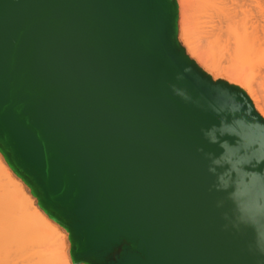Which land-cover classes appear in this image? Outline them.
<instances>
[{
  "label": "water",
  "instance_id": "95a60500",
  "mask_svg": "<svg viewBox=\"0 0 264 264\" xmlns=\"http://www.w3.org/2000/svg\"><path fill=\"white\" fill-rule=\"evenodd\" d=\"M176 20L172 0H0V149L77 262L264 264V120Z\"/></svg>",
  "mask_w": 264,
  "mask_h": 264
},
{
  "label": "bare ground",
  "instance_id": "6f19581e",
  "mask_svg": "<svg viewBox=\"0 0 264 264\" xmlns=\"http://www.w3.org/2000/svg\"><path fill=\"white\" fill-rule=\"evenodd\" d=\"M177 1L180 7L181 41H184L189 53L193 56L203 61L205 59L204 56L208 55L207 53L204 55L203 52L201 53L200 50H197L200 48L195 45L198 39L209 40V44L214 42L213 46L216 43H222L224 41V43L221 44L222 48H224L226 44V47L232 45L234 49L231 48V51L234 50L233 55L235 56L236 54V57L237 55L244 57L243 55L246 54L248 56L250 52H257V45L258 43L261 45L262 42V40H260L259 30L262 28L263 33V18L261 19L262 16L260 17L261 11L259 13L260 15L257 14L256 17L257 12L255 13L254 11L253 13L251 11V6L254 7V4L258 6L260 4L259 0H229L232 2H230V4L227 0ZM230 5L232 9H230ZM247 9H249V12H252V14H250ZM253 9L254 8H252V10ZM248 14H250L249 17H247ZM244 16L249 20L247 21ZM251 16L254 17L253 20ZM242 18L244 22H242ZM258 18L261 19L262 22ZM246 21L249 22L250 26ZM218 47L215 51L218 52V54H222V49ZM254 47H256L257 50H255ZM260 47L261 46H259V48ZM204 48L206 47L204 46ZM219 49L221 52H219ZM229 49H227L228 52ZM216 52L214 53L217 54ZM225 53L227 54V52ZM233 55H231L233 58L229 56V63L231 58L236 59ZM241 57H238L239 61ZM247 60L245 59L244 64H247ZM251 60L253 59L249 60L250 63H253ZM205 62L203 61V64ZM248 65L249 64H247V66ZM232 68L234 74L236 73L235 75H237L239 72L236 69L239 68L236 66ZM233 72H227L232 75V80ZM261 118L264 120V115H261ZM27 210L28 205L25 196L19 190L17 182L12 174L8 172L5 165L0 160V261L6 264H70L66 252L60 249L58 250V248L55 247V241H53L50 235V227L39 217V212L35 209L32 214L29 211V214ZM11 258L13 259L9 260Z\"/></svg>",
  "mask_w": 264,
  "mask_h": 264
},
{
  "label": "rangeland",
  "instance_id": "374dc122",
  "mask_svg": "<svg viewBox=\"0 0 264 264\" xmlns=\"http://www.w3.org/2000/svg\"><path fill=\"white\" fill-rule=\"evenodd\" d=\"M172 1L176 5V12H177V20H176L177 44H178L179 48L184 52L185 56L192 63H194V65L199 69V71H201L211 81H213L215 83H223V84H225L231 88L237 89L240 92L244 93L250 99V101L254 107L255 112L260 117H261V115H264V28H263V33H262V28H260V30H259V36H260V40H262V42L260 41L261 45L259 43H258V45L261 47L259 48V46L256 44L258 50L256 49V47H254V48H255V50H257V52H250L248 56L246 54L243 55L244 57H241L240 55H237V57H236V54L234 56L233 55L234 50L231 51V48H233L232 45H228L229 47H226L227 44L225 45V47L227 49L230 48L229 52L224 46H223L224 48H222L221 44L224 43V41L222 43H220V42L216 43L218 45L214 44V46H216V47H214L213 46L214 42L211 43L212 39L210 40L211 44L208 43L209 40H206V39L205 40L204 39L199 40L198 39L195 45H197V47L198 48L200 47V48L199 49L196 48V49L200 50L201 53L203 52L204 55L206 53L208 54V55L204 56L205 59L203 58L204 59L203 61L204 62L207 61V62H205L203 64L202 60H200L198 57L193 56L192 54L189 53L188 48L185 45L184 41L183 40H182L183 42L181 41V37H180V35H181V28H180L181 27V25H180L181 18H180V11H179L180 7L178 6L179 2L177 0H172ZM228 1L229 0H227V2ZM234 1H236V0H234ZM230 2L231 1H229V4H230ZM259 2H260V4L258 6H255L256 4H254V7L251 6V11L253 13H254V11H255V13L257 12L256 17H257V14H259L261 11V13H260L261 15L260 14L259 15H260V17L262 16L261 19L263 18L262 20H263V27H264V0H259ZM259 6H260V8H259ZM252 8H254V9L256 8V9L252 10ZM230 9H232L231 5H230ZM249 9H247L248 12H249ZM252 12H249V13L252 14ZM250 14H248L247 17H249ZM246 15H247V12H246ZM259 15H258V17H259ZM240 17H242V16H240ZM251 17L253 20L254 17L253 16H251ZM244 18H246V17L244 16ZM261 19H259V20H261ZM248 20L249 19H247V21ZM252 20H250V21H252ZM262 20H261V22H262ZM242 22H244V19ZM247 23L249 24V22H247ZM249 26H250V24H249ZM200 43H203V44H200ZM204 46L206 48H204ZM217 47L222 49V51H223L222 54H224V55L219 53L221 57L219 56L218 52L215 51V49L217 50ZM202 49H203V51H202ZM220 49H219V52H221ZM214 52H216L217 54H215ZM225 52H227V54ZM198 53H199V51H198ZM231 55L236 57V59H232L233 57ZM229 56L232 57L230 59V63H229ZM245 56H246V58H245ZM238 57H241L242 60L240 59V61H242V62L239 61ZM244 58L246 60L248 59L246 61L247 64H249L248 66H247V64H244L245 63ZM250 59H253V60H251L253 63H250V61H249ZM205 65H206V67H205ZM244 65H246V66H244ZM233 66L234 67L236 66L237 68H239V69H236L239 72V73H237V75H235L236 73L234 74V72H233V68H232ZM228 71L233 72V80L231 79L232 75H230V73H227ZM0 160L3 162V164L7 168L8 172L12 174V176L14 177V179L17 182L19 190L25 196L26 202L28 205V210H27L28 212L27 213H29V211H30V213L32 214L36 209L37 212H39V217L49 225V227H50L49 229H50V233H51L50 235L53 238V241H55V247H57L58 250L60 249V250L66 252L70 264H91V263L85 262V261H81V262L76 261V259L74 257V251H73L74 242H73L72 234H71L69 227L67 225H65L64 223H62L61 221L57 220L54 216H52L43 207V205L40 201V198L36 194L34 187L30 184V182L28 180H26L21 174H19L13 168V166L10 164L6 154L1 149H0ZM12 259L13 258H11L9 260H12ZM0 262H1L0 264L5 263L3 261H0Z\"/></svg>",
  "mask_w": 264,
  "mask_h": 264
}]
</instances>
